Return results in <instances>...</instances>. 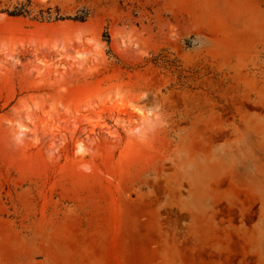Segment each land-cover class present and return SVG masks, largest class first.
I'll return each instance as SVG.
<instances>
[{"label":"rangeland","instance_id":"1","mask_svg":"<svg viewBox=\"0 0 264 264\" xmlns=\"http://www.w3.org/2000/svg\"><path fill=\"white\" fill-rule=\"evenodd\" d=\"M0 264H264V0H0Z\"/></svg>","mask_w":264,"mask_h":264},{"label":"bare ground","instance_id":"2","mask_svg":"<svg viewBox=\"0 0 264 264\" xmlns=\"http://www.w3.org/2000/svg\"><path fill=\"white\" fill-rule=\"evenodd\" d=\"M228 233L229 232L222 233V240L224 236L228 235ZM196 242H197L196 244L194 243V249H196L199 252V254H202L204 250L207 249L208 245L212 246V244L208 243L207 239L202 233H199L197 235ZM245 245H246V242L242 239V236H238L237 238L234 239L232 235L231 240L230 242L227 243L226 247H228L229 250H232V248H239L243 250Z\"/></svg>","mask_w":264,"mask_h":264},{"label":"flooded vegetation","instance_id":"3","mask_svg":"<svg viewBox=\"0 0 264 264\" xmlns=\"http://www.w3.org/2000/svg\"><path fill=\"white\" fill-rule=\"evenodd\" d=\"M254 208L255 209H259L260 208V204L258 203V202H255L254 203ZM256 212H254V214H255ZM240 220V219H239Z\"/></svg>","mask_w":264,"mask_h":264}]
</instances>
